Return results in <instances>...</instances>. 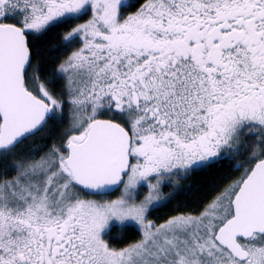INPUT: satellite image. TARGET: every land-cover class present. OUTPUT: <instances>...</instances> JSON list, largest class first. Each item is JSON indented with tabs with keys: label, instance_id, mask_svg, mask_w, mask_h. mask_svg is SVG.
Masks as SVG:
<instances>
[{
	"label": "snow or ice",
	"instance_id": "snow-or-ice-1",
	"mask_svg": "<svg viewBox=\"0 0 264 264\" xmlns=\"http://www.w3.org/2000/svg\"><path fill=\"white\" fill-rule=\"evenodd\" d=\"M0 264H264V0H0Z\"/></svg>",
	"mask_w": 264,
	"mask_h": 264
},
{
	"label": "trees",
	"instance_id": "trees-1",
	"mask_svg": "<svg viewBox=\"0 0 264 264\" xmlns=\"http://www.w3.org/2000/svg\"><path fill=\"white\" fill-rule=\"evenodd\" d=\"M50 43H55V40L50 41ZM205 179H207V177L205 175H201L197 178L198 181H202ZM186 199H187L188 203L190 204V206H195L193 204L191 198H186ZM175 203H179V201L174 202V204L170 205L168 208L161 209L156 215H165V214L171 213L174 209Z\"/></svg>",
	"mask_w": 264,
	"mask_h": 264
}]
</instances>
